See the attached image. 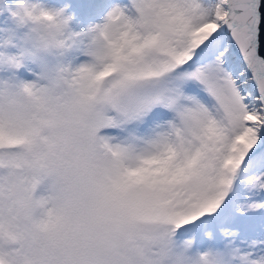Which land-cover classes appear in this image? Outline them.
Wrapping results in <instances>:
<instances>
[{"label":"snow or ice","instance_id":"6c2138e0","mask_svg":"<svg viewBox=\"0 0 264 264\" xmlns=\"http://www.w3.org/2000/svg\"><path fill=\"white\" fill-rule=\"evenodd\" d=\"M96 8L89 31L109 34L71 73L72 135L36 153L30 122L0 105V264H159L177 248L264 264V0Z\"/></svg>","mask_w":264,"mask_h":264},{"label":"clouds","instance_id":"9594fccd","mask_svg":"<svg viewBox=\"0 0 264 264\" xmlns=\"http://www.w3.org/2000/svg\"><path fill=\"white\" fill-rule=\"evenodd\" d=\"M13 19L19 30V38L17 51L0 57V105L5 112L11 108L30 122L35 130L34 150L42 153L48 150L51 138L70 137L73 132L78 90L72 82L71 73L78 65L71 54L75 51L91 60L92 56H85V53L102 48L109 33L89 31V27L83 33L73 32L70 28L71 15L65 14L64 9L43 5L41 0L21 3ZM132 19L136 21L138 30L143 31V24L135 13ZM110 25L116 29L119 21L114 19ZM9 56L16 57L20 65H33L29 69L31 80L16 75L18 69L8 63ZM24 83L35 84L39 97L26 93ZM41 186L43 191L39 194L37 190L34 191V199L49 194L51 182L46 187ZM8 204V193L5 191L4 200L0 202L5 221L8 218ZM33 218L34 221L41 218L39 209L34 211ZM0 245L5 251L10 247L7 225ZM158 261L159 264H200L197 253L184 252L179 248L158 257Z\"/></svg>","mask_w":264,"mask_h":264},{"label":"rangeland","instance_id":"374dc122","mask_svg":"<svg viewBox=\"0 0 264 264\" xmlns=\"http://www.w3.org/2000/svg\"><path fill=\"white\" fill-rule=\"evenodd\" d=\"M24 2H27V0H0V57L11 55L17 51L19 30L14 23L13 15L19 5ZM41 2L48 7L64 9L65 14H70V28L73 32L83 33L85 29L93 24L91 23L92 20L91 22L83 20L85 17H83L82 8L78 7L77 0H41ZM77 54L78 52L75 51L71 54V58L76 62L82 60L80 57L77 58ZM31 68H33L31 64L21 65L16 75L25 80H31L32 74L29 71ZM41 191H43V186L38 187L37 194Z\"/></svg>","mask_w":264,"mask_h":264},{"label":"bare ground","instance_id":"6f19581e","mask_svg":"<svg viewBox=\"0 0 264 264\" xmlns=\"http://www.w3.org/2000/svg\"><path fill=\"white\" fill-rule=\"evenodd\" d=\"M77 4H78V7L82 8V14H83V17H85V20L86 22H92L91 23H97L99 21L102 20L103 16H104V12L103 11H100L98 12L97 11V8H96V0H77ZM80 57L81 59H84V56L83 55H80L79 53L77 54V58Z\"/></svg>","mask_w":264,"mask_h":264}]
</instances>
